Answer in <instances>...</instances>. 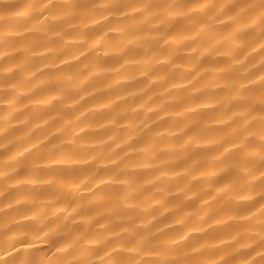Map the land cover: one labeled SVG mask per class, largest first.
<instances>
[{
    "label": "clouds",
    "instance_id": "obj_1",
    "mask_svg": "<svg viewBox=\"0 0 264 264\" xmlns=\"http://www.w3.org/2000/svg\"><path fill=\"white\" fill-rule=\"evenodd\" d=\"M0 264H264V0H0Z\"/></svg>",
    "mask_w": 264,
    "mask_h": 264
}]
</instances>
